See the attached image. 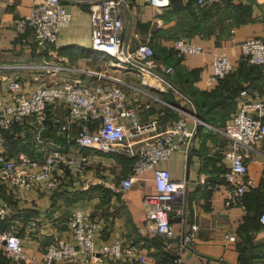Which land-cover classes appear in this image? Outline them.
I'll list each match as a JSON object with an SVG mask.
<instances>
[{"label":"crops","instance_id":"crops-1","mask_svg":"<svg viewBox=\"0 0 264 264\" xmlns=\"http://www.w3.org/2000/svg\"><path fill=\"white\" fill-rule=\"evenodd\" d=\"M38 1L41 0H0V94L7 93V82L13 78L20 79L27 89L33 88L40 80L49 83L60 74L48 72L45 64L64 63L83 69L71 76L93 85L108 79L91 75V72L116 73L112 76L122 80L142 119L158 117L163 124L169 123L168 115L177 114L176 108L190 110L186 96L193 100L192 105L196 104L209 116L216 115L214 125L219 126L225 124L239 108L242 99L251 96L253 91L264 98V67H261L260 76L253 75L251 86L246 85L250 78L244 75L243 79L235 74L219 80L213 87L206 86L213 71V59L218 53H227L236 68L241 62V42L252 37L264 38V0H222L211 8L199 7L195 0H171L169 6L162 8L145 0H131L125 17L127 35L133 45L139 39L149 37L155 50L153 69L158 71L166 65H173L169 81L175 89L156 75L146 74L142 78L133 71L120 73L123 70L120 68L113 72L104 70L100 63L103 57L90 48V5H96L99 0H62L71 12L70 23L61 27L55 44L39 47L29 29L21 31L14 26V20L28 14ZM175 37L195 41L203 46V51L173 56ZM90 76L93 78L89 79ZM131 85L144 91L137 92ZM245 89L250 91L248 95L243 93ZM47 123V129L41 131V140L37 138L39 129L36 124L14 127L9 136V153L22 151L30 156H41L50 149L66 146L69 153L88 151L75 143H67L55 119ZM188 127L194 131L189 150L181 144L168 158L158 162V166L170 171L173 179L186 180V227L191 222L198 225L195 243L182 253V257L189 264H199L203 257L216 264H260L264 260V232L259 222L264 206V140L256 145L254 155L248 161L249 176L255 186L245 194L241 205L228 207L224 203L221 185L228 166L221 150L224 139L207 125H195L192 118H188ZM89 152L94 153L98 168L94 173H88L86 180L69 182L59 189L40 190L30 198L21 199L0 182V205L8 203L11 206V212L1 227L13 223L25 255L41 262L47 243L54 239L72 240L67 217L72 210L80 209L91 212L101 221L95 234L96 246L121 237L152 256L169 258L174 249L167 253L163 238L142 230L145 223L142 196L146 191H155L152 172H143L132 188L121 193L118 184L130 170V158L117 152ZM172 223L176 229L181 226L179 217L173 218ZM226 234L235 235L236 239L229 240ZM0 264L16 263L0 252ZM53 264L131 262L127 258L104 257L102 261L71 260Z\"/></svg>","mask_w":264,"mask_h":264},{"label":"built area","instance_id":"built-area-1","mask_svg":"<svg viewBox=\"0 0 264 264\" xmlns=\"http://www.w3.org/2000/svg\"><path fill=\"white\" fill-rule=\"evenodd\" d=\"M130 1L99 0L96 5H90V48L100 55L115 58L112 63L117 68L133 71L142 78L146 74L156 75L175 89L169 81L173 65H166L158 71L153 69L155 50L149 37L139 39L136 45L131 43L125 24ZM145 1L162 8L169 6L171 0ZM221 1L195 0V3L199 7L211 8ZM70 20L71 12L62 0H41L33 4L28 14L15 19L14 26L21 31L29 29L36 44L44 48L57 42L61 27L68 25ZM240 48L241 60L264 67V38H247L241 42ZM172 49L183 55L199 54L203 46L190 39L175 37ZM44 67L48 72L60 75L49 83L40 80L31 89L25 88L20 79L13 78L7 82V93L0 94V182L9 186L18 198H30L40 190L59 189L69 182L74 184L86 180L88 173H94L98 168L94 153L89 150L123 154L130 158L131 167L118 184L119 192L132 188L143 172H152L155 191L143 193L145 223L142 230L163 238L166 252L172 248L174 252L169 258L152 256L121 237L96 246L95 234L101 221L91 212L80 209L72 210L67 217L72 240L54 239L47 243L41 262L25 255L13 223L4 227L0 225V252L16 264H53L71 260L91 262L102 261L104 257L127 258L131 264H189L182 253L193 247L198 225L191 222L186 227V180L173 179L170 171L158 166V162L168 158L181 144L189 150L194 131L188 127V118H192L195 125H207L224 139L221 150L228 162L221 183L224 203L228 207L241 205L245 194L255 186L249 176L248 161L253 157L256 145L264 140V98L256 91L244 97L222 127L186 111L163 124L158 117L142 119L122 80L112 75L91 72V75L108 79L93 85L71 76L84 71L79 67L64 63H46ZM234 69L235 63L228 54L224 51L218 53L213 59V71L206 80V86H215ZM131 86L137 92L144 91L139 86ZM243 93L248 95L250 91L245 89ZM185 98L193 104L191 98ZM50 119L56 120L67 143H75L88 151L69 153L66 146L50 149L41 156H30L22 151L9 153L8 134L14 127L36 124L39 129L37 138L41 140V131L47 129ZM10 212L8 203L0 205V224ZM175 217L180 218L178 229L172 223ZM259 222L264 232V206ZM225 236L229 240L236 239L235 235ZM259 263L264 264V260ZM199 264L216 263L203 257Z\"/></svg>","mask_w":264,"mask_h":264},{"label":"rangeland","instance_id":"rangeland-1","mask_svg":"<svg viewBox=\"0 0 264 264\" xmlns=\"http://www.w3.org/2000/svg\"><path fill=\"white\" fill-rule=\"evenodd\" d=\"M91 51H93L92 49H91ZM90 51V52H91ZM95 53H97V52H95ZM176 53L177 52H172L171 51V54H173V56H176ZM98 55H99V53H98ZM94 56H96V55H94ZM102 57H103V60L102 61H100V63L102 64V66L104 67V70L105 69H108V70H110V71H114V69H117V67L112 63V62H114L116 59L115 58H112V57H109V56H104V55H101ZM243 62H246L245 63V65H241L240 63V65L239 66H237L235 69H234V71L231 73V74H235V75H239L240 77H242L243 79H244V74H239L238 73V71H239V69H240V67L242 66L243 67V69H242V67H241V70L242 71H244V72H252V74L254 75V76H260L261 74H262V72H263V69L261 68V67H259V66H253L252 64H248L247 63V61H245V60H243ZM244 69H246V70H244ZM121 71V70H120ZM126 71H128V69H123L120 73H122V72H126ZM115 72H118V71H115ZM82 75V74H81ZM86 75V74H85ZM111 75H117L116 73H113V74H111ZM128 75V74H127ZM89 76V75H88ZM85 77V76H84ZM89 79L90 78H93V77H88ZM250 80V81H249ZM249 80H247V83H246V85H248V86H251L252 85V80L251 79H249ZM260 84H262V82L260 81ZM259 84V85H260ZM254 86H257L256 84L254 85ZM188 108L190 109L188 112H191V113H193V114H195V113H197V111H198V109H197V106H196V104H195V106L194 105H192V104H188ZM194 108V109H193ZM177 109V110H176ZM175 110H176V115L175 116H167V118L169 119V121L170 120H173L177 115H178V112L180 113V112H184V111H186L187 112V110H183V109H181V108H176ZM193 110V111H192ZM200 112L201 113H204L205 114V116H206V118H213V117H217L216 115H211V116H209L208 115V113H206L205 111L203 112V110H200ZM197 114H199V113H197ZM164 118H165V120L167 119L165 116H163ZM171 117V118H170ZM219 117V116H218ZM219 126V125H218ZM220 127H222V124H221V126ZM108 154H111V153H108Z\"/></svg>","mask_w":264,"mask_h":264},{"label":"trees","instance_id":"trees-1","mask_svg":"<svg viewBox=\"0 0 264 264\" xmlns=\"http://www.w3.org/2000/svg\"><path fill=\"white\" fill-rule=\"evenodd\" d=\"M245 63H246V62H243V60H241V62H240L241 65H245ZM240 64H239V65H240ZM252 65H253V64H252ZM253 66H255V65H253ZM256 66H257V65H256ZM241 67H242V66H241ZM241 67H240V69H239V71H238L239 74H244L245 77H248V78H250V79H253V78H254L252 72H244V71L241 70ZM242 69H243V67H242ZM244 70H246V69H244ZM229 75H231V73L228 74L227 76H229ZM227 76H226V77H227ZM224 78H225V77H224ZM224 78H222V79H224ZM222 79H220V80H222ZM196 106H197V105H196ZM197 109H198L197 113H199L198 116H199L201 119H203L204 121H207L208 123L216 124V122L213 121L214 118H206L205 114L200 112V108H199L198 106H197ZM9 136H10V134H8V137H9ZM9 139H10V137H9ZM10 140H11V139H10Z\"/></svg>","mask_w":264,"mask_h":264}]
</instances>
